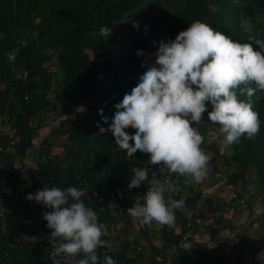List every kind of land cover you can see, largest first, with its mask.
Listing matches in <instances>:
<instances>
[{
  "label": "trees",
  "instance_id": "16d2710c",
  "mask_svg": "<svg viewBox=\"0 0 264 264\" xmlns=\"http://www.w3.org/2000/svg\"><path fill=\"white\" fill-rule=\"evenodd\" d=\"M210 3L218 5L220 10L211 11ZM261 17L264 19V0H0V123L16 130L18 140L16 151L6 155L0 167V198L2 196L6 206L5 218H0V264H52L50 252L30 246L26 237L29 234L36 238V244L50 245L51 230L42 216L50 209L26 199L28 194L42 190L45 185L62 190L88 189V195L82 199L105 226L102 239L118 240V236L110 232L111 225L118 223L110 200L117 202L118 212H127L135 201L143 203L148 188L145 182L139 188L128 189L133 175L131 169L147 168L149 179L153 173L163 178L168 172L162 165H149L148 154L137 151L133 157H128L115 144L112 133L100 134L97 125L104 129L110 127L117 111L114 106L138 84L142 64L157 51L161 40H175L180 31L200 20L234 42L251 43L259 50L249 38L264 39V29L259 28ZM134 22H139V29L133 27ZM102 26L112 29L108 38L99 35ZM12 50H18L15 62L8 60L7 54ZM137 50L146 55L138 56ZM53 57L56 58L55 72L46 66ZM53 88H56L55 94ZM238 96L242 101H249L246 94L238 93ZM249 102L259 113L260 131L256 136L251 140L244 136L238 144L227 147L223 143L222 154L217 144L208 148L222 156L224 165L234 169L226 180L227 185L251 182L264 200V92L257 91ZM78 106H84L81 113L74 118L61 119L52 128L53 137L47 136L40 146L37 171L25 175L24 161L39 132L45 128V115L51 112L55 116H68L74 113L73 107ZM207 109L200 123H211L210 102ZM211 124L223 142L221 126ZM193 126L199 132L203 129L201 124ZM126 131L130 135L135 133L132 128ZM8 137L9 133L1 135L0 143L6 142ZM58 145L62 151L55 153ZM213 161L216 162V158ZM217 167L216 164L215 173L219 172ZM171 178L175 187L191 184L177 174H172ZM190 191L193 195L184 201L190 215L175 210V224L186 226L187 222H192L194 231H198V218L190 211L196 209L204 194L200 190ZM171 196L182 200L173 192ZM207 201L211 203V198ZM218 210L211 207L214 213ZM223 220L224 216H220L218 224ZM186 231L185 227L183 232ZM219 231V228L212 229L211 237L215 238ZM160 235L162 246L154 248L157 253L151 260H143L142 255L129 256L124 249L116 252L99 248L98 255L102 258L103 251L108 250L107 254L113 259L154 264L157 255L178 244L181 238L175 227L166 225H162ZM17 239L23 242L12 247ZM252 243L249 254L264 249V233ZM124 245L130 249V243ZM194 247L193 253L180 254L175 264H223L222 259L216 257L218 250L208 251L198 243ZM80 258L83 254L76 257ZM252 264L262 263L254 261Z\"/></svg>",
  "mask_w": 264,
  "mask_h": 264
},
{
  "label": "clouds",
  "instance_id": "9594fccd",
  "mask_svg": "<svg viewBox=\"0 0 264 264\" xmlns=\"http://www.w3.org/2000/svg\"><path fill=\"white\" fill-rule=\"evenodd\" d=\"M209 9L220 10L211 3ZM133 27L139 29V22H134ZM111 34V28H100L101 37ZM249 39L259 50L251 43L234 42L205 22H192L175 40L159 42L152 54L155 64L142 65L146 71L114 106L117 111L110 127L97 125L100 134L112 133L115 144L128 157L139 151L149 155V165L167 169L168 175L157 178L153 173L151 179L147 168L131 169L129 190L148 184L143 203L137 200L127 209L128 215L141 224L151 227L155 222L174 227L175 210L190 215L183 200L172 198L175 184L171 177L177 174L185 178V183H200L208 178L209 157L201 148L204 137L193 126L203 120L208 102L213 107L208 112L209 120L221 126L226 147L238 144L244 136L251 140L260 131L259 113L249 101L257 91L264 92V39ZM17 51L7 54L9 62H15ZM137 55L146 54L137 50ZM238 93L246 94L249 101L240 100ZM100 115L103 117L102 109ZM104 122H108L106 117ZM128 128L135 129V133L130 135ZM88 193L86 188L62 190L45 185L27 195L30 202L50 209L42 216L51 230L48 243L52 264H116L107 253L102 258L98 255L99 248H110L114 242L102 239L105 226L82 199ZM80 254L83 258L76 259Z\"/></svg>",
  "mask_w": 264,
  "mask_h": 264
},
{
  "label": "rangeland",
  "instance_id": "374dc122",
  "mask_svg": "<svg viewBox=\"0 0 264 264\" xmlns=\"http://www.w3.org/2000/svg\"><path fill=\"white\" fill-rule=\"evenodd\" d=\"M261 24L259 28L263 31V17H261ZM145 63L148 65L155 64L154 55H151L143 64ZM46 66L50 71L55 72L56 58L53 57ZM145 71L146 68L141 66V74ZM52 91L55 94L56 88H53ZM58 109L60 110L61 108L59 107ZM73 109L74 113L68 116L60 114L59 117L51 112L46 114L44 117L45 128L40 132H43L46 137L50 135L53 137L52 128L57 126L63 118H74L77 116V114L84 110V106L73 107ZM200 124L203 128L200 134L204 137L201 148L209 157L208 178L200 183L193 182L183 188L176 186L173 194L180 195L183 201L193 195L190 189L194 191L200 190L204 194L196 204V209L190 211L192 216L196 217L195 219L198 218L201 221L200 231L197 234L195 242L205 246L208 251L214 252V250H218L216 257H220L223 264H252L254 261L264 264V249L256 254H249L253 240L262 238L264 233V200L258 196V188L251 182L248 184L238 182L235 186L226 184L228 176L234 169L224 165L222 156H217L208 148V145L217 144L222 154L224 153L223 142L218 139V131L211 123ZM9 129V125L0 123L1 135L2 133H9ZM37 137L34 147L28 151L26 159V164L28 165L24 168L25 175L37 171V159L42 144L39 143L40 141H38ZM50 139L52 141V138ZM61 151L62 149L59 145L54 149L55 153ZM215 158L216 162L213 161ZM216 164L219 170L218 173L214 172ZM207 198H211V203L207 201ZM110 205L118 219V223L111 225L110 228V232L118 236V240L113 243V250L117 252L124 249L129 256L139 257L142 255L143 260H151L153 255L155 256L157 253L154 248L159 249L162 246L160 235L162 225L155 223L151 227H147L141 224L139 219L130 217L127 212H118V204L114 199L110 200ZM211 207L218 208V213L212 212ZM220 216H224V220L219 225L218 220ZM122 218L128 219V221ZM214 228H219L220 231L215 238H212L210 232ZM26 237L29 241L36 242V238L29 236V234H26ZM126 243L131 244L130 249L125 247L124 244ZM139 246L142 247L141 251L137 249ZM194 250L195 247L190 252L193 253ZM241 260L242 263L240 262ZM135 264H138V262Z\"/></svg>",
  "mask_w": 264,
  "mask_h": 264
},
{
  "label": "built area",
  "instance_id": "2783aa9c",
  "mask_svg": "<svg viewBox=\"0 0 264 264\" xmlns=\"http://www.w3.org/2000/svg\"><path fill=\"white\" fill-rule=\"evenodd\" d=\"M17 136H16V130L10 128L9 129V137L6 142H1L0 143V167L2 166L4 162V157L8 154H13L16 151V144H17ZM5 196V193H2ZM5 211H6V206L4 202L2 201V196L0 198V218L4 219L5 218ZM197 223L200 225L201 221L200 219L196 220ZM175 232L178 235H181V238L178 242V244H174L169 246L165 251L161 252L159 255H157L156 262L154 264H175V260L177 257L180 256V254L191 251L194 248V244L197 243L195 242V239H197V234L199 233L200 230L194 231L193 229V224L192 222H187L186 226L182 224H175ZM185 227L188 229V231L183 232ZM26 239V237H25ZM22 239H17L14 243L11 244L13 247L14 245L20 243ZM23 242V241H22ZM26 243V241H24ZM29 245L32 247L39 246L42 248V250L46 252H50L51 248L50 245H42L36 244L35 241L29 242ZM142 247L138 248V251H141ZM108 250L103 251V253H107ZM114 260L116 261V264H132L129 261H123L119 257H115ZM145 264H150L149 262Z\"/></svg>",
  "mask_w": 264,
  "mask_h": 264
},
{
  "label": "crops",
  "instance_id": "0c3cea01",
  "mask_svg": "<svg viewBox=\"0 0 264 264\" xmlns=\"http://www.w3.org/2000/svg\"><path fill=\"white\" fill-rule=\"evenodd\" d=\"M2 135H4L3 133H2ZM0 136H1V134H0ZM39 137H37L38 138V141H40L39 143L41 144L42 142H43V140L46 138V135H44L43 134V132H39V135H38ZM36 140L37 139H35V143H36ZM59 153V152H58ZM24 163L26 164L27 163V160L25 159V161H24ZM28 164H26L25 166H27ZM29 174V173H28ZM27 174V175H28ZM235 211V210H234ZM112 234H113V232H112ZM110 249H112L113 250V247H110Z\"/></svg>",
  "mask_w": 264,
  "mask_h": 264
}]
</instances>
